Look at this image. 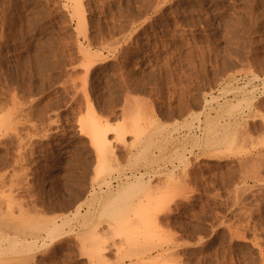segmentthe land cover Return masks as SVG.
<instances>
[{"label": "rangeland", "instance_id": "374dc122", "mask_svg": "<svg viewBox=\"0 0 264 264\" xmlns=\"http://www.w3.org/2000/svg\"><path fill=\"white\" fill-rule=\"evenodd\" d=\"M81 4L0 0V264H264V0Z\"/></svg>", "mask_w": 264, "mask_h": 264}, {"label": "bare ground", "instance_id": "6f19581e", "mask_svg": "<svg viewBox=\"0 0 264 264\" xmlns=\"http://www.w3.org/2000/svg\"><path fill=\"white\" fill-rule=\"evenodd\" d=\"M40 1H41V0H40ZM42 1H43V0H42ZM71 1H72V2L74 3V5H75V6H74V5H71V6H73V8H74L73 10L76 11L77 16H78L79 14L81 15L82 12H83V10H82V9H83V8H82L83 6H82V4H81V0H71ZM101 1H102V0H101ZM104 1H106V0H104ZM120 1H121V0H120ZM150 1H151V0H150ZM160 1H161V0H160ZM60 2H61V1H60ZM89 2H90V1H89ZM96 2H97V1H96ZM114 3H115V2H114ZM142 3H144V2H142ZM258 3H259V2H258ZM63 4H64V3H63ZM99 4H100V3H99ZM106 4H107V3H106ZM108 4H109V3H108ZM139 4H140V3H139ZM151 4H152V3H151ZM154 4H155V3H154ZM162 4H164V3H162ZM104 5H105V4H104ZM154 6H155V5H154ZM131 7H132V6H131ZM138 7H139V6H138ZM126 8H127V7H126ZM157 8H158V7H157ZM70 9H71V8H70ZM123 9H124V8H123ZM131 9H132V8H131ZM135 9H136V7H135ZM73 10H72V12H73ZM88 10H89V9H88ZM100 10H102V9H100ZM124 10H125V9H124ZM128 10H129V8H128ZM143 10H144V9H143ZM160 10H161V9H160ZM81 11H82V12H81ZM132 11H133V10H132ZM135 11H136V10H135ZM146 11H147V10H146ZM148 11H149V10H148ZM118 12H119V11H118ZM127 12H128V11H127ZM137 12H138V11H137ZM101 13H102V12H101ZM111 13H112V12H111ZM139 13H140V12H139ZM146 13H147V12H146ZM105 14H106V13H105ZM128 14H129V13H128ZM128 14H127V15H128ZM135 14H136V13H135ZM170 14H171V13H170ZM70 15H71V14H70ZM82 15H84V14H82ZM82 15L79 17L80 20H81L82 17H83V19H85L84 16H82ZM91 15H92V14H91ZM71 16H73V15H71ZM137 17H138V16H137ZM140 17H141V16H140ZM142 17H143V16H142ZM171 17H172V16H171ZM77 18H78V17H77ZM154 18H155V17H154ZM164 18H165V17H164ZM79 19H76V20H79ZM83 19H82V21H83ZM110 19H111V18H110ZM135 19H136V18H135ZM137 19H140V18H137ZM113 20H114V19H113ZM82 21H79V22L83 23ZM141 21H142V20H141ZM77 22H78V21H77ZM84 22H85V21H84ZM111 22H112V21H111ZM124 23H125V22H124ZM131 23H132V22H131ZM146 23H147V22H146ZM78 24H79L80 26L83 27L82 24H80V23H78ZM113 24H114V23H113ZM132 24H133V23H132ZM121 25H122V23H121ZM114 26H115V25H114ZM118 26H119V25H118ZM149 26H150V25H149ZM82 27H80V28L78 27V29L81 30ZM87 27H88V26H87ZM127 27H128V26H127ZM155 27H156V26H155ZM75 28H76V27H75ZM85 28H86V27H85ZM85 28L83 27L81 31L83 32V29H84V32H86ZM145 28H146V27H145ZM121 29H122V28H121ZM154 31H155V30H154ZM82 32H79V33L82 34ZM98 32H99V31H98ZM128 33H129V32H128ZM104 34H105V33H104ZM106 34H107V33H106ZM108 34H109V33H108ZM122 34H123V33H122ZM122 34H121V35H122ZM124 34H125V33H124ZM77 35H78V34H77ZM84 35H85V34H84ZM100 35H101V34H100ZM109 35H111V33H110ZM114 35H115V34H114ZM104 36H105V35H104ZM83 37H86V36H83ZM102 37H103V35H102ZM110 37H111V36H110ZM129 37H130V36H129ZM129 37H128V38H129ZM94 38H95V37H94ZM104 38H105V37H104ZM116 38H118V37H116ZM116 38H115V39H116ZM84 39H85V38H84ZM88 39H89V38H88ZM91 39H92V38H91ZM119 39H120V38H119ZM92 40H93V39H92ZM105 40H106V39H105ZM107 40H108V39H107ZM117 40H118V39H116V41H117ZM120 40H121V39H120ZM82 41H83V40H82ZM93 41H94V40H93ZM112 41H113V39H112ZM122 41H123V40H122ZM106 42H107V41H106ZM117 42L119 43V41H117ZM135 42H136V41H135ZM78 43H79V42H78ZM111 43H112V42H111ZM113 43H114V42H113ZM127 43H128V42H127ZM91 44H92V43H91ZM98 44H99V43H98ZM115 44H116V43H115ZM119 44H120V43H119ZM119 44H117V45H119ZM79 45H80V44H79ZM145 45H146V44H145ZM91 46H92V45H91ZM103 46H104V45H103ZM84 48H85V47H84ZM124 49H125V48H124ZM109 50H110V49H109ZM79 51H82V50H79ZM107 51H108V50H107ZM91 52H92V51H91ZM83 53L85 54V53H87V52H85V50H83ZM100 53H101V52H100ZM108 54H110V53H108ZM85 55H86V54H85ZM95 55H96V54H95ZM88 56H89V55H88ZM93 56H94V55H93ZM93 56H92V57H93ZM96 56H97V55H96ZM96 56H94V57L96 58ZM99 56H100V55H99ZM62 57H63V56H62ZM62 57H61V58H62ZM97 57H98V56H97ZM102 57H103V56H102ZM102 57H100L101 60L103 59ZM114 57H115V56H114ZM97 59H98V58H97ZM104 59H105V57H104ZM104 59H103V61H104ZM61 60H62V59H61ZM91 60H92V59H89V62H90V63H91L92 61H94V60H92V61H91ZM95 60H96V59H95ZM106 60H107V59H106ZM62 61H63V60H62ZM96 61H97V60H96ZM98 61H99V60H98ZM88 64H89V63H88ZM94 64H95V63L93 62L92 65H94ZM85 65H86V64H85ZM90 65H91V64H89V66H90ZM87 66H88V65H87ZM89 66H88V67H89ZM84 68H85V67H84ZM86 68H87V67H86ZM90 68H91V67H90ZM87 69H88V68H87ZM86 71H87V70H86ZM85 73H86V72H85ZM95 73H96V72H95ZM232 74H233V73H232ZM82 80H83V79H82ZM85 82H86V81H85ZM85 82H84V83H85ZM124 83H125V82H124ZM248 83H249V82H248ZM123 85H124V84H123ZM244 86H245V85H244ZM263 87H264V86H263ZM256 88H257V87H256ZM114 91H115V90H114ZM232 91H233V90H232ZM258 91H259V90H258ZM229 92H230V91H229ZM119 93H120V92H119ZM237 94H238V93H237ZM239 95H240V94H239ZM88 97H89V96H88ZM118 100H119V99H118ZM211 101H212V100H211ZM241 102H242V101H241ZM243 102H244V101H243ZM206 103H207V102H206ZM206 103H205V104H206ZM235 103H236V102H235ZM238 105H239V104H238ZM128 106H129V105H128ZM135 106H136V105H135ZM234 106H235V105H234ZM236 106H237V105H236ZM258 106H259V105H258ZM129 107H130V106H129ZM129 107H128V109H129ZM140 107H141V106H140ZM206 108H207V107H206ZM233 108H234V107H233ZM237 108H238V107H237ZM255 109H256V107H255ZM140 111H141V110H140ZM255 111H256V110H255ZM197 112H198V111H197ZM138 113H139V112H138ZM198 113H199V112H198ZM252 113H253V112H252ZM139 114H141V112H140ZM177 114H178V113H177ZM254 114L256 115V113H254ZM257 114H258V113H257ZM137 115H138V114H136L135 118H137ZM255 115H254V116H255ZM140 116H142V114H141ZM177 116H178V115H177ZM193 116H194V114H193ZM249 116H251V115H249ZM252 116H253V115H252ZM252 116H251V117H252ZM257 116H258V115H257ZM131 117H132V118L134 119V121H135V118H134L133 116H131ZM131 117H130V118H131ZM138 117H139V115H138ZM255 117H256V116H255ZM93 118H94V116H93ZM139 118H140V117H139ZM89 119H90V121H89L88 118H87V120H88V121H87L88 123L86 122L87 125L84 123V124L87 126V127L85 126L86 128H84V129L87 130V131H86V132H88L87 134L91 137V139H92V141H93V144H94V146L96 147V151H98V153H99V156H100V158H101V160H100L101 163H100V164H101V168H102V169H105V167L108 165V162H109V160H110V158H111V156H110V154H109V153H110V152H109L110 150L108 151V149H109V148H108V147H109L108 145H109V144H108V142H107V134H108L111 130H113V131H111V133H113V132H114L115 134L117 133V135H118L117 137H119V138L122 139V138H123V135H126V134H125L126 129H128V127H130L131 125H132V127L135 125L136 128H138V127L140 126V127L136 130V132L141 128V125L137 124L138 120H140V119H138V118H137L138 120L136 119L137 122H136V121H135V122L133 121V124H134V125L130 122V121H132V120H130V121L128 120V122H130V123H126V124L124 123L125 125H123V126H121V127L119 126V127L115 128V129H113V128H109V126H106V125H105L106 127H105V126H102V124H100L99 120H97L96 118H94V119L92 120V118L90 117ZM127 119H128V118H127ZM171 119H172V118H171ZM253 119H254V118H253ZM153 122H154V121H153ZM254 122H255V121H254ZM138 123H140V122H138ZM157 123H158V122H157ZM197 123H198V122H197ZM7 124H8V123H7ZM130 124H131V125H130ZM245 124H246V123H245ZM107 125H108V124H107ZM129 125H130V126H129ZM252 125H253V124H252ZM135 126H134V127H135ZM137 126H138V127H137ZM6 127H7V126H6ZM83 127H84V125H83ZM0 128H2V127H0ZM7 128H8V127H7ZM13 128H14V127H13ZM108 128H109V129H108ZM136 128H134V129H136ZM197 128H198V127H197ZM253 128H254V127H253ZM129 129L132 131L131 128H129ZM255 129H256V128H255ZM127 131H129V130H127ZM133 131H134V130H133ZM136 132H135V133H136ZM237 132H238V131H237ZM256 132H257V130H256ZM141 133H142V132H141ZM154 133H155V132H154ZM241 133H242V132H241ZM251 133H252V132H251ZM143 134H144V133H143ZM187 134H188V133H187ZM0 135H1V134H0ZM7 135H8V133H7ZM139 135H140V134H139ZM141 135H142V134H141ZM2 136H4V135H2ZM5 136H6V135H5ZM5 136H4V138H5ZM236 136H237V135H236ZM242 136H243V135H242ZM242 136H241V137H242ZM19 138H20V137H19ZM55 138H56V137H55ZM0 139H1V138H0ZM6 139H7V137H6ZM21 141H22V140H21ZM193 141H194V140H193ZM195 141H196V139H195ZM192 143H193V142H192ZM19 145H20V144H19ZM20 146H21V145H20ZM19 148H20V147H19ZM23 148H24V147H23ZM20 150H21V149H20ZM21 151H23V150H21ZM108 159H109V160H108ZM22 161H23V160H22ZM248 161H249V160H248ZM18 162H20V161L18 160ZM181 164H182V163H181ZM242 164H243V163H242ZM185 165H186V164H185ZM243 166H244V165H243ZM248 166H249V165H248ZM250 167H251V166H250ZM252 167H253V166H252ZM247 169L249 170L250 168H247ZM247 169H246V171H247ZM251 169H252V168H251ZM252 170H253V169H252ZM252 170H251V171H252ZM248 172H250V170H249ZM254 172H255V171H254ZM246 173H247V172H246ZM251 174H255V173L251 172ZM251 174H250V175H251ZM132 175H133V174H132ZM147 175H148V174H147ZM244 175H245V174H244ZM244 175H243V176H244ZM246 175H247V174H246ZM248 175H249V173H248ZM116 176H117V175H116ZM133 176H134V175H133ZM141 176H142V175H141ZM252 176H253V175H252ZM125 177H126V176H125ZM127 177H128V176H127ZM129 177H130V176H129ZM129 177H128V178H129ZM131 177H132V176H131ZM139 177H140V175H139ZM139 177H138V178H139ZM256 177H257V173H256ZM132 178H133V177H132ZM246 178H247V177H246ZM121 179H122V178H121ZM121 179H119V180L121 181ZM126 179H127V178H126ZM133 179H134V178H133ZM253 179H254V177H253ZM261 179H264V178H261ZM135 180H136V179H135ZM140 180H141V179H140ZM140 180H139V181H140ZM116 181H117V180H116ZM126 181H128V180H126ZM129 181H130V180H129ZM136 181H137V180H136ZM139 181H138V182H139ZM259 181H260V180H259ZM261 181H263V180H261ZM123 182H124V181H123ZM117 183H118V182H117ZM117 183H116V187L118 188L119 185H117ZM120 183H121V182H120ZM124 183H126V182H124ZM138 184H139V183H138ZM108 185H109V184H108ZM111 185H112V184H111ZM139 185H140V184H139ZM139 185H137L135 182H134V183H133V182H132V183L130 182V184L128 183V185H126L127 187L125 186L126 188H123V193L120 192V194L123 195L122 197H123L124 199H123V203H122V205H120V206H122V207H121L122 210H124L123 208H131V209L134 208V210H135V208H136V209H137V210H135L136 213H134V217H135V216L138 214V212H140V211H144V210H145V212H147L148 209L151 210V207H152V205H153V218H154V217L156 216L155 211L158 210L159 207L161 206V202H160V201L152 202L153 204H151V206H150L148 203L145 204V203H142V202L139 201V203H137V206H136V207H134L135 205H134L133 207H130V206H132V205H131V204H132V202H131L132 200H130V199H131V196H128V197L130 198V199H129L128 197H126V196H127L126 194H127L128 191H129V192H130V191H133V189H134L136 186L138 187ZM121 186H122V185H121ZM100 187H101V186H100ZM137 187H136V188H137ZM113 188H114V187H113ZM139 189H140V188H139ZM121 190H122V189H121ZM121 190H120V191H121ZM135 190H136V189H135ZM133 192H135V191H133ZM136 192L138 193V191H136ZM131 193H132V192H131ZM90 194H91V193H90ZM133 194H134V193H133ZM135 194H136V193H135ZM148 194H149V193H148ZM118 195H119V194H118ZM118 195H117V196H118ZM125 195H126V196H125ZM130 195H131V194H130ZM124 196H125V197H124ZM154 197H155V196H154ZM10 198H11L10 200L14 201V200L12 199L13 197H10ZM118 198H119V197H118ZM119 199L121 200V197H120ZM174 201H175V200H174ZM136 202H137V201H136ZM111 203H112V202H111ZM113 203H114V202H113ZM0 204H2V202H1ZM19 204H20V203H19ZM133 204H136V203H133ZM21 205H23V204H21ZM165 205H166V204H165ZM12 206H14V205H12ZM162 206H163V205H162ZM17 207L19 208V207H21V206H17ZM13 208H15V207H13ZM22 208H23V206H22ZM79 208H80V207H79ZM119 208H120V207H119ZM160 208H161V207H160ZM141 209H142V210H141ZM169 209H170V207H169ZM19 210H20V208H19ZM128 210H130V209H128ZM128 210L126 209V211H128ZM132 210H133V209H132ZM160 210H161V209H160ZM24 211H25V210H24ZM79 211H80V210H79ZM79 211H78V212H79ZM124 211H125V210H124ZM126 211H125V212H126ZM167 211H168V210H167ZM128 212L130 213L131 210L128 211ZM128 212H126V213H128ZM126 213H123L122 216H124V214L126 215ZM129 213H128V214H129ZM132 213H133V211H132ZM118 214L120 215V212H119ZM147 214H148V213H147ZM154 215H155V216H154ZM126 216H127V215H126ZM138 216H139V214H138ZM132 218H133V217H132ZM58 220H59V219H58ZM141 220L144 221V216H140V217H138L137 222H138V221H141ZM54 221H55V219H54ZM54 221H53V222H54ZM121 221H122V220H121ZM121 221H120V222H121ZM132 222H135V221L132 220ZM132 222H130V223H131V225L133 226L134 223L132 224ZM6 223H7V222H6ZM6 223H5V224H6ZM82 223H83V221H82ZM121 223H122V222H121ZM123 223H124V222H123ZM143 223H144V224H143ZM143 223H142V221H141V224L143 225L142 227H143L144 229L141 230V232L138 233L139 235L136 237L138 240H140V239H141L143 236H145V235L147 236L150 232H152L153 227H155V226H153L154 224H153V225H152V224H147L146 221L143 222ZM46 224H47V223H46ZM125 224L128 225V223H125ZM0 225H1V224H0ZM57 225H58V224H57ZM59 225H60V224H59ZM131 225L129 224L130 227H132ZM83 226L85 227V224H84ZM152 226H153V227H152ZM55 227H56V226L54 225V228H55ZM125 227H126V226H125ZM125 227H124V228H125ZM54 228L52 227L51 230H54ZM57 228H58V227H57ZM120 228L122 229V226H120ZM126 229H127V228H126ZM154 229H155V228H154ZM154 229H153V231H154ZM159 229H161V228H159ZM124 231H126V230H124ZM157 231H159V230H158V229L155 230V232H157ZM51 232H52V231H51ZM54 232H56V230H54ZM155 232H154V233H155ZM234 232H235V231H234ZM234 232H233V233H234ZM49 233H50V232H49ZM93 233H94V232H93ZM52 234H53V233H51V235H52ZM159 234H160V233H159ZM239 234H240V233H239ZM241 234H242V233H241ZM30 235H31V234H30ZM39 235H40V234H39ZM96 235H97V234H96ZM236 235H237V233H236ZM32 236H33V235H32ZM34 236H35V235H34ZM60 236H61V235H60ZM60 236H59V237H60ZM62 236H63V235H62ZM97 236H98L97 238H99V234H98ZM100 236H101V235H100ZM153 236H154V234H153ZM51 237H52V236H51ZM51 237H50V238H51ZM57 237H58V236H57ZM92 237H93V236H92ZM94 237H95V236H94ZM237 237H238V236H237ZM240 237H241V236H240ZM46 238H47V237H46ZM46 238H45V239H46ZM50 238H49V240H50ZM238 238H239V237H238ZM241 238H242V237H241ZM26 239H27V238H26ZM167 239H168V238H167ZM169 239H170V238H169ZM91 240H92V239H91ZM134 240H135V239H134ZM138 240L133 241V242L136 243ZM239 240H240V238H239ZM51 241H52V240H51ZM59 241H60V240H59ZM165 242H166V243H169L168 240H165ZM24 243H25V242H24ZM24 243H23V244H24ZM27 243H28V242H27ZM43 243H44V241H43ZM50 243H51V242H50ZM95 243H96V242H95ZM97 243H98V242H97ZM103 243H104V242H103ZM25 244H26V243H25ZM28 244H30V243H28ZM33 244H34V243H33ZM45 244H46V243H45ZM47 244H48V243H47ZM105 244H106V243H105ZM138 244H140V243H138ZM160 244H161V243H160ZM9 245H11V244H9ZM31 245H32V244H31ZM31 245H29V246H31ZM35 245H36V244H35ZM48 245H49V244H48ZM92 245H93V244H92ZM94 245H95V244H94ZM131 245H132V244H131ZM164 245H165V244H164ZM32 246L34 247V245H32ZM42 246H43V245H42ZM46 246H47V245H46ZM55 246H56V245H55ZM153 246H154V245H153ZM160 246H161V245H160ZM26 247L28 248V246H26ZM35 247H36V246H35ZM43 247H44V246H43ZM98 247H99V246H98ZM158 247H159V246H158ZM107 248H108V247H107ZM142 248H143V247H142ZM153 248H154V247H153ZM167 248H168V247H167ZM167 248H166V249H167ZM24 249H25V248H24ZM29 249H31V248L29 247ZM94 249H95V248H94ZM96 249H97V248H96ZM121 249H122V248H121ZM145 249H146V248H145ZM147 249H148V248H147ZM147 249H146V250H147ZM27 250H28V249H27ZM97 250H98V249H97ZM148 250H149V249H148ZM150 250H151V249H150ZM150 250H149V251H150ZM94 251H96V250H94ZM100 251H101V250H100ZM161 251H162V250H161ZM167 251H168V250H167ZM167 251H166V252H167ZM25 252H26V251H25ZM27 252H29V250H28ZM30 252H31V251H30ZM32 252H33V251H32ZM97 252L99 253V251H97ZM144 252H145V251H144ZM144 252H143V253L140 252V253H141L142 255H145L146 253L144 254ZM4 253H5V252H4ZM4 253H3V254H4ZM140 253H138V254H140ZM169 253H170V252H169ZM230 253H231V252H230ZM123 254H124V253H122V256H123ZM138 254H137V255H138ZM141 254H140V255H141ZM21 255H22V254H21ZM29 255H31V254L29 253ZM96 255H97V253H96ZM134 255H136V254H134ZM140 255H139V257H140ZM142 255H141V256H142ZM263 255H264V254H263ZM1 256H2V255H1ZM1 256H0V257H1ZM22 256H23V255H22ZM166 256H167V255H166ZM168 256H169V255H168ZM172 256H173V255H172ZM96 257H97V256H96ZM98 257H100V256L98 255ZM104 257H105V256H104ZM124 257H126V256L124 255ZM127 257H128V256H127ZM127 257H126V258H127ZM149 257H150V256H149ZM151 257H152V256H151ZM161 257H162V256H161ZM170 257H171V256H170ZM177 257H178V256H177ZM263 257H264V256H263ZM101 258H102V257H101ZM101 258H100V259H101ZM163 258H164V257H163ZM165 258H166V257H165ZM173 258H174V257H173ZM228 258H229V257H228ZM231 258H232V257H231ZM33 259H34V257H33ZM33 259H32V260H33ZM104 259L106 260V258H104ZM150 259H151V258H150ZM157 259H158V258H157ZM159 259H160V258H159ZM175 259H176V256H175L174 260H175ZM233 259H234V258H233ZM146 260H147V259H146ZM146 260L144 259V257H141V258H139L137 261L140 262L141 264H145V263H146ZM170 260H171V259H170ZM176 260H177V259H176ZM221 260H222V259H221ZM230 260H232V259H230ZM135 261H136V260H135ZM135 261H132V263H131V262H130V263H131V264H138V263L135 262ZM141 261H142L143 263H142ZM144 261H145V263H144ZM151 261H152V260H151ZM155 261H156V259H155ZM155 261H154V262H155ZM160 261H161V260H160ZM163 261H164V260H163ZM163 261H161V262H163ZM181 261H182V260H181ZM263 261H264V260H263ZM92 262H93V260H92ZM148 262H150V260H149ZM148 262H147L146 264H148ZM152 262H153V261H152ZM152 262H151L150 264H152ZM156 262H157V261H156ZM156 262H155V263H156ZM176 262H177V261H176ZM157 263H158V262H157ZM163 263H164V262H163ZM169 263H170V262H169ZM169 263H168V264H169ZM230 263H231V262H230ZM99 264H100V263H99ZM108 264H109V263H108ZM110 264H111V263H110ZM160 264H161V263H160ZM166 264H167V262H166ZM181 264H182V262H181Z\"/></svg>", "mask_w": 264, "mask_h": 264}, {"label": "built area", "instance_id": "2783aa9c", "mask_svg": "<svg viewBox=\"0 0 264 264\" xmlns=\"http://www.w3.org/2000/svg\"><path fill=\"white\" fill-rule=\"evenodd\" d=\"M117 182V181H116Z\"/></svg>", "mask_w": 264, "mask_h": 264}]
</instances>
